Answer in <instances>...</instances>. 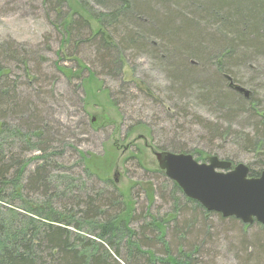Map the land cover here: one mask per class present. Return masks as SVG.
<instances>
[{
	"label": "trees",
	"instance_id": "obj_1",
	"mask_svg": "<svg viewBox=\"0 0 264 264\" xmlns=\"http://www.w3.org/2000/svg\"><path fill=\"white\" fill-rule=\"evenodd\" d=\"M40 1L60 37L58 61H74L78 71L88 72L83 87L89 80L103 85L98 77L103 74L123 87L125 56L148 54L173 96L162 101L154 95L161 108L171 111V98L195 99L217 113L216 123L196 116L207 151L177 138L160 140L156 150L191 154L198 162L213 156L233 165L246 162L251 178L264 173V73L252 69L264 60V0ZM85 52L93 55L88 60L93 69L81 64ZM243 69L256 78L244 82ZM46 77L35 55L13 42L0 43V264H214L207 245L218 244L219 235L212 233L210 217L241 222L188 199L163 171L149 172L155 174L158 199L170 210L163 217L151 206L140 208L131 190L126 198L112 180L96 175L86 153L74 151L77 178L60 172L71 161L70 133L60 124L59 129L48 125L45 99L53 89ZM230 77L251 96L233 90ZM105 90L119 107L116 89ZM128 99L133 100L122 102ZM140 124L150 129L133 124L127 136ZM32 163L34 169H28ZM97 181L103 182L101 190L93 188ZM254 225L264 232V226ZM226 239L234 264H264V240Z\"/></svg>",
	"mask_w": 264,
	"mask_h": 264
},
{
	"label": "rangeland",
	"instance_id": "obj_2",
	"mask_svg": "<svg viewBox=\"0 0 264 264\" xmlns=\"http://www.w3.org/2000/svg\"><path fill=\"white\" fill-rule=\"evenodd\" d=\"M91 25L93 30L98 29L95 22L92 21ZM59 38L58 33L53 30V26L47 20L40 0H0V43L13 42L35 55L37 64L43 67L47 75L50 89H53L52 94H48L45 99L47 101L46 117L50 121L48 125L50 128L59 129L60 124L63 128L65 127L64 133H70L71 138L68 137L67 140L69 149L66 148V151L71 161L64 164L60 172H66V175L75 173L73 177L77 178L80 166L74 151L86 153L90 157V168L96 175L102 179L112 180L126 198L131 190V195L135 202L139 203L140 208L151 206L153 213H159L163 217L170 210L164 207V203L157 197L156 182L153 180L155 174H149L151 171L159 170L154 153L160 151L153 146L160 140L177 138L189 148L204 147L207 151V146H203L205 143H203L202 128L197 124L200 120L196 116L216 123L217 113L195 99L178 103L171 98V111L169 108H166L167 111L161 108L162 106L152 100L153 96H158L162 101L173 96L168 90L169 82L165 78L166 75L159 69L160 65L148 54L125 56L122 78L123 83L126 84L123 87L105 74L98 76L104 82L103 85L95 80H89L83 87V79L87 77L88 72L78 71V64L74 61L64 63L58 61L55 53L59 47ZM84 54L80 55L84 59L81 64L93 69L88 61L93 55L90 52ZM254 63L252 69L258 73H264V60ZM58 66H64L65 72H60L57 69ZM98 70L95 71L100 74L102 71ZM240 75H243L244 82L256 78L255 74L244 69L240 71ZM229 81L233 90L238 87L251 96V90L247 87L236 84L232 77ZM109 87L116 89L112 90L115 94L113 99L120 101L119 107L111 103L109 93L105 90L110 89ZM138 89L144 90L151 97H145ZM118 94L122 95L120 96L122 100ZM123 95L133 100L128 99L129 102L124 103ZM22 96L23 94L20 97ZM138 123L147 125L150 129L140 124L134 133L127 136L128 127ZM12 124L16 125L17 120H13ZM216 144L220 146V142ZM34 155L37 154H27V158ZM210 158L212 157L207 158L206 162L199 163H208ZM218 159L228 162L222 158ZM244 165L247 166V163L244 162ZM33 166V163L30 164L28 169H34ZM232 166L237 165L232 164ZM141 167L143 170L140 169ZM90 182L86 185L90 186L92 184ZM97 184H94L93 188L101 190L103 182L97 181ZM151 196L154 197L152 203L151 200L149 201ZM208 222L212 225V233L219 235L216 240L220 243L217 244L214 240L213 242L217 245H207V251L214 264H234V248L230 246V240L226 237L232 239L245 237L252 243L256 238L264 240V232L254 225L255 223L252 225L242 222V225L223 223L216 216L210 217ZM173 225L171 223V228Z\"/></svg>",
	"mask_w": 264,
	"mask_h": 264
},
{
	"label": "water",
	"instance_id": "obj_3",
	"mask_svg": "<svg viewBox=\"0 0 264 264\" xmlns=\"http://www.w3.org/2000/svg\"><path fill=\"white\" fill-rule=\"evenodd\" d=\"M235 90L249 97L248 93ZM159 170L176 183L184 195L201 204L208 212L242 223L264 226V173L249 176L244 164L235 167L217 157L208 163L197 162L192 155L170 152L154 153Z\"/></svg>",
	"mask_w": 264,
	"mask_h": 264
},
{
	"label": "bare ground",
	"instance_id": "obj_4",
	"mask_svg": "<svg viewBox=\"0 0 264 264\" xmlns=\"http://www.w3.org/2000/svg\"><path fill=\"white\" fill-rule=\"evenodd\" d=\"M98 160V159H97ZM124 201V200H123ZM138 203V202H137ZM132 205V204H131ZM129 210V209H128ZM30 215V214H29ZM174 217V216H173ZM125 221V220H124Z\"/></svg>",
	"mask_w": 264,
	"mask_h": 264
}]
</instances>
